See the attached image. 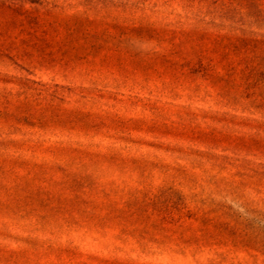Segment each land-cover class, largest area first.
I'll return each mask as SVG.
<instances>
[{
    "label": "rangeland",
    "instance_id": "rangeland-1",
    "mask_svg": "<svg viewBox=\"0 0 264 264\" xmlns=\"http://www.w3.org/2000/svg\"><path fill=\"white\" fill-rule=\"evenodd\" d=\"M0 264H264V0H0Z\"/></svg>",
    "mask_w": 264,
    "mask_h": 264
}]
</instances>
